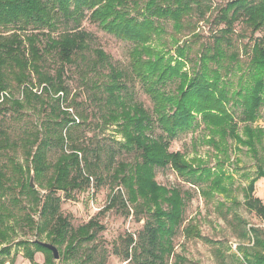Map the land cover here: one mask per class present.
I'll return each instance as SVG.
<instances>
[{"label":"trees","instance_id":"obj_1","mask_svg":"<svg viewBox=\"0 0 264 264\" xmlns=\"http://www.w3.org/2000/svg\"><path fill=\"white\" fill-rule=\"evenodd\" d=\"M203 2L0 0V111L16 110L34 101L50 107L46 123L34 125L35 130L25 131L16 139L0 128V264L6 261L14 264L15 252L10 254L6 240L10 239L16 223L28 225L33 232L32 239L16 241L21 244L22 256L31 264H38L34 260L36 251L44 252L43 264H56L52 252L40 242L51 243L56 248L65 244L64 258L77 244L92 241L103 228L93 217L72 227L69 217L61 211V197L57 194L61 191L72 198L73 190L83 191L88 187L94 165L81 153L86 149L81 144L73 142L69 150L65 149L67 139L75 140L70 127L74 119L69 116L68 106L61 108L69 93L67 65L76 63L77 56L89 48L91 33L82 26L85 20L132 43L129 70L114 66L110 55L99 47L92 49L95 56L91 59L92 67H109L103 84L102 118L105 123L115 124L123 138L121 146L137 153L133 163L118 161L113 167L111 181L121 186L125 198L120 190L112 192L105 207L120 202L126 208L129 203L136 218L142 213L148 214L138 240L128 238L129 244L134 245L126 251V257L134 258L138 264H167L168 258L174 255L173 236L183 221L186 193L179 187L159 184L155 179L156 168H171L205 195L227 193L226 182L233 181L232 174L224 169V162L230 158L227 137L255 151V141L264 134L263 128L252 126L264 104V35L255 36L258 31L264 32V0H226L212 20L215 26H223L210 35L209 45L201 43L195 59L189 56L192 48L186 40L177 44L175 39L173 48L161 46L162 21L170 20L176 32L184 30L192 12L197 11L201 18L209 9V4ZM239 19L252 43L243 46L249 58L234 88V83L225 76L232 75L231 66L242 70L237 62L238 50L230 51V36ZM192 32L195 38L199 37V32ZM46 53H52L55 58L52 74L44 69ZM244 76L249 80L245 84ZM128 78L141 83L152 101L151 111L127 99L124 92ZM175 81L173 90L166 89L168 83ZM12 91H20L22 98H12ZM239 107L241 116L236 120L234 113ZM238 122L243 123L242 133L238 132ZM200 123L209 132L203 141L213 147L214 157L218 159L213 166L198 155L186 158L184 152L170 150V142L179 133L193 130ZM154 124L161 131L157 135L152 132ZM191 143L196 147V140ZM52 146L57 147L58 153L50 161ZM18 149L24 166L9 151ZM1 156H6V160ZM85 170L87 174L83 176ZM11 171L25 173V177H15L9 174ZM31 174L41 184L43 181V192L30 185ZM259 178H264L261 165L245 186L244 205L264 218V203L253 196L254 182ZM20 200L29 207L26 211L14 210L9 205L16 206ZM32 212L38 214L36 220ZM183 232L187 237H201L195 225L186 226ZM241 235L253 243L251 248L240 246L243 263L264 264V230L252 226ZM175 257L173 264H184V256L176 254Z\"/></svg>","mask_w":264,"mask_h":264},{"label":"rangeland","instance_id":"obj_2","mask_svg":"<svg viewBox=\"0 0 264 264\" xmlns=\"http://www.w3.org/2000/svg\"><path fill=\"white\" fill-rule=\"evenodd\" d=\"M225 2L226 0H204L203 3L209 4V9L203 17L200 18L197 11L192 12L190 20H188L189 25L187 27L189 29L186 27L179 32L173 29L170 20H163L164 33L159 44L165 48H171L175 39L177 44L186 40L192 48L189 56L195 59L196 52L201 48V43L204 42L209 45L210 35L223 26V24L218 27L215 26L212 20L217 16L218 7ZM82 26L91 33V38L88 40L89 48L84 51V54L77 56L76 63L67 65L69 93L64 106L61 108L64 109L65 106H68L69 116L74 119V123L70 127H72L71 136L76 141L67 139L65 149L69 150V145L73 142L81 144L86 148L81 153H84L90 161L94 162V165L90 170L88 187L83 191L73 190L71 192L72 198L67 197L61 191L57 194L61 197V211L69 217L72 227H77L93 217L103 225V228L96 233L92 241L77 244L72 251L65 254L64 258L65 244L57 246L59 258L55 261L56 264H138L134 258L126 257V251L134 245V243L129 244L128 238L133 237L135 241L138 240L148 214L145 212L136 218L133 213L134 209L129 203H126V208L120 202L110 208L105 207L109 203L112 192L115 193L120 190L123 198H125L121 186L111 181L113 167L118 161L133 163L137 153L126 151L121 146L123 138L117 131L115 124L105 123L102 118L105 95H102L103 84L107 79L109 67L106 65L92 67L91 60L95 56L92 49L99 47L110 55V62L114 66L129 70V51L132 48V43L102 31L96 24L87 20L82 22ZM244 27L243 21L239 19L234 23V32L230 36L232 41L230 51L238 50L237 62L242 66V70L231 66L232 75L225 76L234 83V88H236L237 80L245 70L249 58V55L243 51V46L245 44L250 46L252 43L249 33ZM61 29H65L64 25H61ZM242 29L243 32H241ZM192 31L199 32V37L195 38ZM263 35V31H258L255 34L257 38H261ZM43 64L46 71L51 74L54 73L56 64L52 53L44 55ZM233 64L235 66V62ZM188 66L190 67V64ZM34 80L35 76L33 75ZM248 81L247 77L244 76L243 84ZM125 82L127 88L124 94L127 99L139 102L151 111L152 101L143 90L141 83L133 78H128ZM175 85L176 81L170 82L166 89L173 90ZM12 92V98H19V100L22 98L20 91ZM49 110L50 107L46 103L40 105L39 102L34 101L31 105L25 104L16 110L9 108L6 111H0V128L8 131L11 139H16L25 131L35 130L34 125L39 127L48 120L50 117ZM240 116L241 107L236 109L234 113L236 120ZM238 126V132L242 133L243 123L238 122ZM252 126L264 129V104L261 106L258 118L252 123ZM152 132L157 135L161 131L154 124ZM208 134V129L200 123L193 130L179 133L170 142V150H180L185 153L186 158L198 155L204 158L209 166H213L218 159L214 157L215 150L213 147L203 141V138H206ZM193 140H196V147H193L191 143ZM225 143L230 158L224 162V169L233 176L231 183L226 182L227 193L215 192L213 196H208L201 193L194 185L169 167L156 168L155 170V179L159 184L169 188L179 187L183 194L186 193L183 221L173 236L174 255L168 258L167 264L174 263L176 254L184 256V264H244L240 246L251 248L253 243L249 238H243L241 232L252 226L264 230V218L256 214L255 211L247 209L244 205L245 186L250 178L255 176L258 165L264 168V134L259 141H255V151L249 149L247 145L237 144L231 137H227ZM9 151L15 160L24 166L25 161L20 150ZM57 153V147L52 146L49 150V160L53 161ZM219 156L220 158L223 157L222 154ZM1 157L2 160H6V156ZM85 172L83 176L87 174L86 170ZM9 174L15 177H25V173L20 174L11 171ZM33 183L40 192L44 191L43 181L41 184L33 177ZM16 187L18 186L16 185ZM253 196L260 198L264 203V178H259L254 182ZM9 205L14 210H22V212L29 208L23 200H20L16 206L13 203ZM32 213L34 220H36L38 214ZM188 225H195L199 229L201 237L185 236L183 230ZM14 227V231L10 233V239L6 240V244H10V254L15 252L14 264H30L26 258H22L21 244H17L16 241L32 239L33 232L25 224L16 223ZM43 239L46 240L45 237Z\"/></svg>","mask_w":264,"mask_h":264},{"label":"water","instance_id":"obj_3","mask_svg":"<svg viewBox=\"0 0 264 264\" xmlns=\"http://www.w3.org/2000/svg\"><path fill=\"white\" fill-rule=\"evenodd\" d=\"M29 182H30V185L32 187H35V185L33 183V174H31ZM40 243H41L42 246H44L45 248L49 249L52 252L53 258L55 260L58 259L59 254H58V250H57L56 246H54L53 244L48 243V242H40Z\"/></svg>","mask_w":264,"mask_h":264},{"label":"crops","instance_id":"obj_4","mask_svg":"<svg viewBox=\"0 0 264 264\" xmlns=\"http://www.w3.org/2000/svg\"><path fill=\"white\" fill-rule=\"evenodd\" d=\"M22 255V254H21ZM10 257V256H9ZM22 258H25L22 256ZM27 259V258H26ZM28 260V259H27ZM34 260L35 262H37L38 264H43L44 263V260H45V254L44 252L42 251H36L35 254H34ZM29 261V260H28ZM24 262V260H23ZM10 264L8 261H6L4 264ZM30 263V261H29ZM21 264V263H20ZM31 264V263H30Z\"/></svg>","mask_w":264,"mask_h":264}]
</instances>
